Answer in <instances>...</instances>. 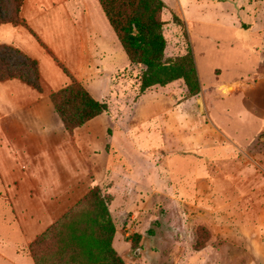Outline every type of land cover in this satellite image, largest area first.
Instances as JSON below:
<instances>
[{"label":"rangeland","instance_id":"obj_1","mask_svg":"<svg viewBox=\"0 0 264 264\" xmlns=\"http://www.w3.org/2000/svg\"><path fill=\"white\" fill-rule=\"evenodd\" d=\"M163 2L165 56L190 48L201 91L176 80L140 93L143 66L118 45L105 98L117 173L96 185L114 236L141 238L128 264H264V0ZM15 216L0 181V264H22Z\"/></svg>","mask_w":264,"mask_h":264},{"label":"crops","instance_id":"obj_2","mask_svg":"<svg viewBox=\"0 0 264 264\" xmlns=\"http://www.w3.org/2000/svg\"><path fill=\"white\" fill-rule=\"evenodd\" d=\"M20 16L27 26L0 24V44L38 62L42 91L15 78L0 81V90L11 92L0 93L7 107L0 116V181L20 229L19 241L8 245H19V262L35 264L26 247L92 187L117 173L109 168L105 119L112 117L105 98L118 71L113 57L121 44L98 0H23ZM57 60L95 99L107 103L106 111L72 135L49 98L70 82ZM12 113L19 119H11ZM117 232L111 246L123 256L131 240L117 238Z\"/></svg>","mask_w":264,"mask_h":264},{"label":"trees","instance_id":"obj_3","mask_svg":"<svg viewBox=\"0 0 264 264\" xmlns=\"http://www.w3.org/2000/svg\"><path fill=\"white\" fill-rule=\"evenodd\" d=\"M98 1L129 63L143 66L140 93L176 80L183 81L187 97L200 93L191 49L174 59L165 56L166 38L160 19L165 8L163 0ZM22 3L23 0H0V24L27 26L20 16ZM57 63L70 82L52 91L49 98L65 130L72 134L106 111L107 103L95 99L58 60ZM11 78L42 91L38 62L15 46L0 44V81ZM114 233L107 202L99 187L94 186L31 242L28 251L35 264H128L111 246ZM50 234L53 238H45ZM140 239H131L130 247L135 254L143 250Z\"/></svg>","mask_w":264,"mask_h":264}]
</instances>
